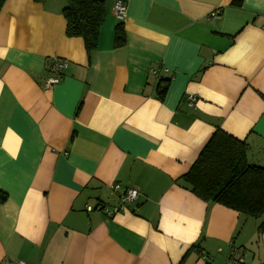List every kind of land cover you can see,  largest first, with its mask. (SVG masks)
Wrapping results in <instances>:
<instances>
[{"label":"crops","instance_id":"crops-1","mask_svg":"<svg viewBox=\"0 0 264 264\" xmlns=\"http://www.w3.org/2000/svg\"><path fill=\"white\" fill-rule=\"evenodd\" d=\"M117 1L90 60L66 0L0 11V264H264L263 220L181 181L217 129L264 161V0ZM114 184L136 204L89 212L121 206Z\"/></svg>","mask_w":264,"mask_h":264},{"label":"trees","instance_id":"trees-1","mask_svg":"<svg viewBox=\"0 0 264 264\" xmlns=\"http://www.w3.org/2000/svg\"><path fill=\"white\" fill-rule=\"evenodd\" d=\"M36 1L44 3L46 0ZM5 2L0 0V11ZM62 15L67 23V37L81 38L90 60L106 21L104 0H66ZM126 42L124 25L119 23L115 29V48L123 47ZM162 83L163 79L158 80L157 94L161 99L167 90ZM249 151L247 141L217 129L191 169L182 176L184 188L205 202L264 220V166L250 163ZM261 223L258 232L264 235V221Z\"/></svg>","mask_w":264,"mask_h":264},{"label":"built area","instance_id":"built-area-1","mask_svg":"<svg viewBox=\"0 0 264 264\" xmlns=\"http://www.w3.org/2000/svg\"><path fill=\"white\" fill-rule=\"evenodd\" d=\"M126 12H127V6H126L124 0H118L114 5V13H115L116 17L119 20H123L124 17L126 16ZM212 16L218 17V14L213 13ZM53 67H54L53 76L49 77L45 81V88H47V89L52 88L61 82V79H62L61 74H62L63 70L67 67V63L63 62V61L56 60L53 64ZM152 72L155 74V71H152ZM195 100H196L195 97H193V96L189 97L190 103H194ZM112 189L115 193L118 194L122 190V187L120 184H114V186H112ZM139 196H140V193L137 189L125 188L122 190V193L120 195V200L122 203L120 207L113 208V209H107L101 205H97L95 208L88 207V211L91 212L93 210H97V211L105 212L108 215L117 214V213L124 211L125 207L135 205L137 200L139 199ZM230 261L231 262L229 264H242L243 263V260H240V261L230 260ZM9 264H26V263L22 260H18L16 262H9Z\"/></svg>","mask_w":264,"mask_h":264},{"label":"rangeland","instance_id":"rangeland-1","mask_svg":"<svg viewBox=\"0 0 264 264\" xmlns=\"http://www.w3.org/2000/svg\"><path fill=\"white\" fill-rule=\"evenodd\" d=\"M249 160H250V163H252V164L260 163L262 166H264V161H259L260 160V156H255L254 154H250Z\"/></svg>","mask_w":264,"mask_h":264},{"label":"bare ground","instance_id":"bare-ground-1","mask_svg":"<svg viewBox=\"0 0 264 264\" xmlns=\"http://www.w3.org/2000/svg\"><path fill=\"white\" fill-rule=\"evenodd\" d=\"M110 191H111V190H110ZM121 191H122V190H121ZM120 193H121V192H120ZM118 198H119V197H118ZM107 209H108V208H107ZM125 209H126V208H125ZM259 217H260V216H259ZM261 217H262V216H261ZM263 221H264V220H263ZM261 224H262V223H261ZM261 224H260V225H261ZM258 231H260V230H258ZM261 233H262V232H261Z\"/></svg>","mask_w":264,"mask_h":264}]
</instances>
